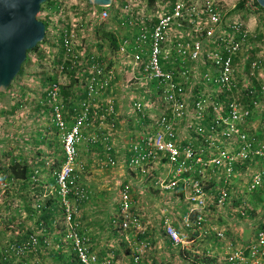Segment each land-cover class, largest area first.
I'll use <instances>...</instances> for the list:
<instances>
[{"label": "built area", "instance_id": "obj_1", "mask_svg": "<svg viewBox=\"0 0 264 264\" xmlns=\"http://www.w3.org/2000/svg\"><path fill=\"white\" fill-rule=\"evenodd\" d=\"M241 3L244 10H258L255 0ZM225 4L224 0H112L106 7L86 3L70 14L68 21L60 19L53 25L58 39L56 51H60L52 56L54 71L63 79L72 74L83 92V98L72 103L75 108L71 116L60 95L59 86L63 85L53 75L42 93V105L60 137L64 161L55 173L54 192L64 218V238L76 264H112L111 259H99L89 250L86 239L76 234L67 198L71 194L76 204L87 200L83 187L71 192L69 186L73 183L70 179L77 146L83 140L89 145L99 142L106 165H117L118 158L106 136L98 140L91 131L103 119H108L112 129L115 111L110 93L118 80L138 92L129 106L137 117L133 124L137 130L120 155L129 181L158 166L163 177L154 184L162 192L171 191L186 205L177 224L161 219V238L170 246L186 250L193 242L191 234L208 242H224L219 217L214 220L212 216L235 202L233 214L243 217L249 201L244 194L249 196L262 186L264 138L260 142L249 138L244 128L249 111L242 100L246 95L253 106L264 103V85L252 90L244 79L237 86L235 63L249 33L239 17L228 15L234 6L227 8ZM99 28L114 36L112 52L77 49L78 38ZM251 66L254 69L255 64ZM67 117L70 122H66ZM250 155L258 159L261 168L250 177L245 191H240L241 186H235L232 178ZM114 183L118 187L116 202L108 221L117 238L129 247V237L142 234L137 233L139 223L131 212V186L118 179ZM212 220L217 224L210 223ZM37 249L38 240L28 235L8 251L21 257ZM129 256L130 264H141L134 248ZM206 256L211 264H264V220L244 247L231 243L221 250L220 257L214 253ZM16 261L42 264L36 259Z\"/></svg>", "mask_w": 264, "mask_h": 264}, {"label": "rangeland", "instance_id": "obj_2", "mask_svg": "<svg viewBox=\"0 0 264 264\" xmlns=\"http://www.w3.org/2000/svg\"><path fill=\"white\" fill-rule=\"evenodd\" d=\"M52 1L59 3V12L49 14L48 11H41L36 16L39 21L47 20L44 41L38 43L40 56L28 53L21 74L15 76L4 92H0V264H18L20 261L17 262L16 259H36L42 264H66L68 259H76L69 242L64 238V218L54 192L55 173L64 161L60 137L51 128L48 110L42 105V93L47 84L46 78L51 77L50 75L64 86L72 78L65 75L63 79L62 74L54 71L52 56L60 51H56L58 39L53 33V25L60 22V19L68 21L70 14L87 2ZM224 2L229 8L239 1ZM228 15L239 17L249 33L246 45L235 63L236 81L239 82L237 86L245 79V83L252 85V90H257V86L264 85V9L249 12L241 6ZM83 36L82 39H77V49L81 47L87 52L98 54L107 52L106 44L101 50L96 48L93 32H87ZM252 63L255 64L254 69L251 68ZM123 81L121 80L122 84ZM136 93L138 92L133 90L122 94V102L125 101L126 104L121 109L128 110L129 115V98ZM239 95L242 97L241 93ZM251 107L250 110L248 106L245 107L250 114L244 128L249 138L254 137L260 142L264 138V103L254 106L251 104ZM117 117L118 123L121 117ZM131 119L132 124L129 122ZM136 119L131 114L129 120L124 119L120 123H125L126 126L130 124V129L127 126L129 137H133L137 130L132 127ZM107 121L108 119L101 120L104 123ZM123 146L124 143L121 142L118 150L122 152ZM101 148L99 145H89L85 140L77 146L76 162L72 166L70 179L73 183L69 186L71 192L78 186L83 187L87 200L76 204L71 194L67 198L73 209L71 224L76 225V234L86 239L89 250L96 253L99 259H111L112 264H130V249L134 248L141 257V264H193L195 257L207 259L208 253L220 257L221 250L228 244L244 247L253 239L257 224L264 219L263 180L257 191L249 196L244 194L245 199L249 200L246 207L251 213L246 211L243 217H239L237 213L233 214L237 205L229 204L216 217L212 216L214 220L219 217V225L225 231L224 242H208L202 237H189L193 242L186 250H182L187 253V257L182 259L181 251L161 238L160 229L163 218L177 224L186 205L177 195L171 194V191L162 192L154 184L163 177L160 168L154 167L144 175L137 174L129 181V174L120 162L121 158L115 159L117 165L110 167L104 161L105 155ZM121 152L114 155L118 156ZM260 168L258 159L250 155L234 173L232 182L235 186H241L240 191H245L246 183ZM23 170L25 178L20 175L16 178L17 173H22ZM117 179L128 182L131 186V212L139 223L140 230L137 233H142L129 237L132 245L129 247L117 238L108 221L116 202L118 187L114 182ZM3 183L5 186H2ZM47 211L52 214L42 219L41 213ZM210 223L217 224L213 220ZM28 235H34L38 240L36 253L24 252L21 257H15L8 251L9 246L24 241Z\"/></svg>", "mask_w": 264, "mask_h": 264}, {"label": "water", "instance_id": "obj_3", "mask_svg": "<svg viewBox=\"0 0 264 264\" xmlns=\"http://www.w3.org/2000/svg\"><path fill=\"white\" fill-rule=\"evenodd\" d=\"M112 0H86L106 7ZM45 0H0V92H4L31 51L44 38V25L36 19ZM264 9V0H255Z\"/></svg>", "mask_w": 264, "mask_h": 264}, {"label": "trees", "instance_id": "obj_4", "mask_svg": "<svg viewBox=\"0 0 264 264\" xmlns=\"http://www.w3.org/2000/svg\"><path fill=\"white\" fill-rule=\"evenodd\" d=\"M238 1L239 2L234 6V10H238L242 6L241 5V0H238ZM150 2H152V0H148V3H150ZM59 6L60 5H59L58 2H55V1H52V0H45V2L42 5H40L39 12H41V11L57 12V10H59ZM258 9L259 10H262L260 7H258ZM36 19H37V17H36ZM41 22L43 23L44 30L46 32V29H47V20H44V21H41ZM93 35L96 37L95 44H96V48L98 50H101V48L103 46L105 47V44H106V47L108 48V49H106L108 52H112V50H114L116 40H115L114 36L109 31H105L104 29H101V28L94 29L93 30ZM28 53H37L38 56H40L41 52L38 51V44L34 47V49H32L31 51L26 52V55ZM25 61H26V58H25ZM23 63L21 64L20 70H19V72H18L17 75L21 74V70H22ZM67 75H68V77H73V75L70 74V73H68ZM51 80L52 79L50 77L49 78H46V81H51ZM59 91H60V95L62 96L63 103L65 104V106L67 108V114H68V116H71L72 115V109L75 108L72 103H74L77 99L79 100V99L83 98V92H81V90H80V88L78 86V82L74 78H70V82H69V84L67 86H64V85L63 86H59ZM242 104L245 105V107L248 106L249 107V110L252 109V107H251V101L249 100V98L246 95H243V102H242ZM113 109H114L113 111H115L114 106H113ZM66 122H70V120H69L68 117L66 119ZM51 128L54 129L53 126ZM24 174H25V171L23 170L22 173H17V177L16 178H19L18 177L19 175L22 176V178H25V175L26 174L25 175ZM233 205H236L235 202H233ZM247 212L251 213L248 210H247ZM51 214L52 213H50L49 211H47V213H41L40 216H41L42 219H46ZM195 236H196V234H191L189 237H195ZM180 255H181V258L182 259H185L187 257L186 256L187 255L186 251H181ZM74 257H75V255H74ZM195 258H196V261H195V263L193 262V264H211V262H212L211 259H208V258L206 259V257L201 258V259L199 257H195ZM71 262L76 263L75 262V259H72Z\"/></svg>", "mask_w": 264, "mask_h": 264}, {"label": "crops", "instance_id": "obj_5", "mask_svg": "<svg viewBox=\"0 0 264 264\" xmlns=\"http://www.w3.org/2000/svg\"><path fill=\"white\" fill-rule=\"evenodd\" d=\"M116 32L120 33L121 31L119 30V28H117ZM124 84H122L121 80L116 81V83L114 84L113 90L110 93L111 99L113 100L112 104H113V106L115 108V117H112V119H113V121H112V123H113L112 129H110L108 127V125L110 123L109 121H107L105 123L101 122L99 125H97V124L95 125V127L93 128L92 133H91V136L95 137L98 140H100L102 138V136H106V138L108 140V144H109V146H111V151H113L114 153H118V154H119V152H121V151L118 150V145L122 142V143H124L123 147L126 148L128 142H129V139L132 138V136L129 137L130 134H128L129 131H128L127 126L130 129V124H132L133 119H131L129 121L130 124L129 125L127 124V126H126L125 123H123L122 125L120 124V123L123 122L124 119L129 120V118L131 116V114L130 115L127 114L128 110L124 111L123 109H121V106L126 104L125 101H124V103L122 102V97H123L122 94H125V91L128 94L130 91H133V90L136 91V89L132 88L131 86H127L126 84L124 85ZM130 99L131 98H129V101H130ZM102 100L103 99H101V101ZM101 101L99 102V105H102ZM117 116L121 117L120 121L118 123H117V120H118ZM109 120H110V118H109ZM122 127H124V128H122ZM132 127H133V125H132ZM96 145H99L100 148L102 147V145L99 142ZM124 148H123V150H124ZM101 149L103 150V148H101ZM123 150H122V152H123ZM120 155L117 156L118 160H119V158H121L120 162L121 161L124 162V159ZM71 260L72 259H68L66 264H76V263L71 262Z\"/></svg>", "mask_w": 264, "mask_h": 264}]
</instances>
